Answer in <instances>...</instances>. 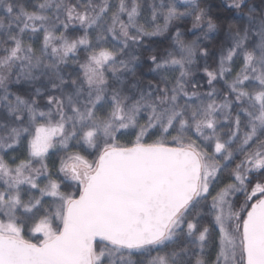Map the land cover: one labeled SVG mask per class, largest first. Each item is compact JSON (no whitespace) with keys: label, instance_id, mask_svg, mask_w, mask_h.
Here are the masks:
<instances>
[{"label":"snow or ice","instance_id":"1","mask_svg":"<svg viewBox=\"0 0 264 264\" xmlns=\"http://www.w3.org/2000/svg\"><path fill=\"white\" fill-rule=\"evenodd\" d=\"M0 264H264V0H0Z\"/></svg>","mask_w":264,"mask_h":264}]
</instances>
